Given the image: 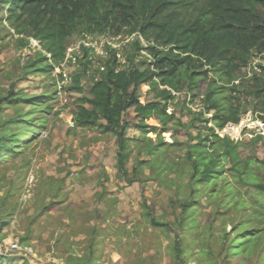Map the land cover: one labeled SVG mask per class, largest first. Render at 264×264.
Masks as SVG:
<instances>
[{"label":"rangeland","instance_id":"374dc122","mask_svg":"<svg viewBox=\"0 0 264 264\" xmlns=\"http://www.w3.org/2000/svg\"><path fill=\"white\" fill-rule=\"evenodd\" d=\"M107 31L93 35L129 38L122 42L126 47H121L125 63L116 60L117 69H152L147 48L152 42L138 32ZM82 37L83 33L72 35L66 48ZM27 38L15 34L0 19V131L16 134L15 152L0 158V256L6 257L4 264H259L264 255V211L245 201L249 185L231 177L229 159L210 136L209 127L214 133L218 128L205 110L203 95H194L186 87L180 92L171 90L174 98L166 112L174 119L165 130L150 118L143 132L136 126L141 117L127 110L122 120L128 123L129 156L125 172H118L115 138L100 127L84 128L73 122L79 99L88 94L93 76L99 77L100 66L109 55L82 48L79 64L62 68L63 59L58 63L49 60L52 70L39 73L35 68L46 62L32 63L43 53L31 49ZM89 57L94 63L81 76L84 91L79 93L70 89L73 76ZM253 62L263 65L264 56ZM61 71L72 82L57 95ZM246 75L241 68L236 81L241 90L247 89ZM137 95L143 103L154 100L148 85L140 86ZM258 108V102L243 98L242 111ZM158 141L161 147L156 152L148 150V145ZM234 142L239 159L249 158L261 176L256 168L264 161V134L247 131ZM193 145L200 146L207 160L215 155L214 150L221 153L224 170L215 179L202 180L195 173L192 190V160L185 154ZM142 160L153 163L140 166ZM212 194L223 199L226 207L211 199ZM183 201L194 208L179 225ZM149 211L161 223H171L173 230L152 226ZM245 221L244 228L261 229L259 237L246 255L231 256L229 247L237 243L233 232ZM176 233L180 235V259L173 241ZM14 244L19 251L11 250Z\"/></svg>","mask_w":264,"mask_h":264},{"label":"trees","instance_id":"16d2710c","mask_svg":"<svg viewBox=\"0 0 264 264\" xmlns=\"http://www.w3.org/2000/svg\"><path fill=\"white\" fill-rule=\"evenodd\" d=\"M0 19L5 20L15 34L39 41L44 53L38 54L32 65L61 61L68 38L74 34L110 32L107 30L112 34L138 32L152 42L147 46L152 69L131 66L117 70L115 54L110 52L104 69L97 70L99 77L93 76L88 94L79 99L73 114L77 126H97L115 138L118 172H125L129 156L128 123L122 120L123 114L133 109L141 117L136 126L143 132L147 131L149 126L145 121L150 118L157 119L165 130L174 119L173 114L166 112L169 101L174 98L171 90L180 92L186 87L194 95H203L205 110L212 114L210 120L217 128L239 120L240 113L244 112L243 98L258 102L259 108L254 111L262 113L264 121V64H258L261 72H252L243 79L246 90H241L236 82L241 68H248L257 56H264V0H0ZM82 65L70 87L79 93L84 91L80 78L89 70L90 61L86 58ZM52 68V64L46 62L34 71L44 73ZM142 85H148L154 92L153 101L140 102L137 90ZM202 86L204 89L200 90ZM208 130L217 149L229 159L231 177L249 185L250 189L244 193L248 200L245 201L264 211V161L256 168L261 172L259 176L249 158L239 159L238 143L220 138L213 127ZM197 138L209 141L208 137ZM15 139L16 134L6 135L0 131V158L15 152ZM160 145L158 141L147 147L156 152ZM200 150L199 145H193L185 154L192 160V190L195 173H199L202 180L215 179L224 170L220 165L221 153L214 150L215 155L207 160ZM138 163L148 166L153 162ZM209 197L217 200L220 207H226L224 200L216 198L215 194ZM192 208L190 202H182L179 225ZM147 216L152 226L173 230L171 223H161L152 217V212ZM245 224L247 221L240 222L233 232L237 243L229 247L231 256L239 252L246 255L255 247L261 229H247ZM173 241L180 259V235L176 233ZM5 259L0 256V264H4ZM260 259L258 263L264 264V255Z\"/></svg>","mask_w":264,"mask_h":264},{"label":"built area","instance_id":"2783aa9c","mask_svg":"<svg viewBox=\"0 0 264 264\" xmlns=\"http://www.w3.org/2000/svg\"><path fill=\"white\" fill-rule=\"evenodd\" d=\"M29 47L33 50H39L44 53V51L40 48L39 41L28 37ZM121 36L118 35L116 37L110 36L109 34L101 35V36H94L83 34V37L71 43L66 49L63 57L62 64H59V67H64L66 64L75 65L79 64L80 58L82 53L80 50L87 49L90 51H97L99 55H105L106 57L110 55V52H114L116 56V60L119 64L125 63V55L123 54V50L121 47L125 48L126 44L122 43L124 41H128L129 38H124L125 40H119ZM118 40V41H117ZM38 49H37V48ZM49 58L50 55L47 54ZM91 63H94L92 57L87 58ZM85 60V59H84ZM83 60V61H84ZM65 68V67H64ZM104 66H100V70H103ZM117 69V68H116ZM122 69L118 68L117 70ZM245 72L247 73L246 77L250 76L252 72L259 73L261 72V68L252 62L248 68H244ZM61 78L57 81L56 86V94L60 95L61 92H65L64 88H67L68 85L71 84L72 78L66 72L61 71ZM57 74V73H53ZM262 115V114H261ZM260 113L257 111H247L243 112L239 116V120L237 122H227L224 124L222 128L215 129V133L220 136L224 137L233 141H237L238 138L242 136L244 132L247 131H256L260 134H264V121L262 120ZM13 251H19L20 247L17 244L12 246Z\"/></svg>","mask_w":264,"mask_h":264}]
</instances>
